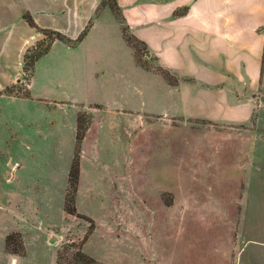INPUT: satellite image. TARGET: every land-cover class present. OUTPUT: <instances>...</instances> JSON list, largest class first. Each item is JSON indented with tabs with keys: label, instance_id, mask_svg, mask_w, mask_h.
Listing matches in <instances>:
<instances>
[{
	"label": "crops",
	"instance_id": "obj_1",
	"mask_svg": "<svg viewBox=\"0 0 264 264\" xmlns=\"http://www.w3.org/2000/svg\"><path fill=\"white\" fill-rule=\"evenodd\" d=\"M107 1L0 0V149L5 160H68L61 173L55 162L40 175L37 194L20 208L6 204L0 259L44 264L47 248L57 253L52 234L75 219L89 225L63 209L81 113L74 205L93 224L83 253L95 259V240L126 247L133 264H146L147 255L160 263L149 250L153 238L131 248L118 236L130 207L125 160H151L164 180L142 196L135 179L130 209L135 229L157 226L147 214L164 229L156 236L165 238L164 264H257L260 251L264 264V0ZM41 30L68 41L85 33L72 46L51 41L12 95L7 89L22 86L24 55ZM125 36L141 43L145 64ZM92 200L105 203L100 221L89 215ZM207 220L215 233L199 239ZM10 232L20 233L23 256L5 253Z\"/></svg>",
	"mask_w": 264,
	"mask_h": 264
},
{
	"label": "rangeland",
	"instance_id": "obj_2",
	"mask_svg": "<svg viewBox=\"0 0 264 264\" xmlns=\"http://www.w3.org/2000/svg\"><path fill=\"white\" fill-rule=\"evenodd\" d=\"M111 0H109L110 2ZM54 40V36L51 34L44 35L43 39L39 41L35 47L31 50V56L36 55L44 51L45 48ZM131 43L135 46V57L138 62L141 64H145L147 59H145V51L144 48L139 43ZM31 69L30 67H25L24 72L22 74L23 83L22 86H13L7 89L8 93L12 95H20L22 92L21 90L25 87V84L28 80L30 75ZM14 157L15 159L19 156V150L14 149ZM6 159V150L0 149V214L4 217V212L6 211V204L10 203L11 200L14 202V206H18L20 208L22 204L23 198H27V195L30 193L37 194L38 188V181H40V175L49 173V169L52 166H55V162H59L56 166L58 173H61L63 168H65L68 160H5ZM111 160H101V162L105 165V167H109ZM165 175V172L160 170V166H153L151 164V160H125V196L126 200L125 203L127 206V211L125 212V227L119 229V237L124 239L127 243L128 247L132 248V244L134 239H138L143 246L145 243L148 242L150 238L157 240L158 243H163L162 245H154L152 241V245H150L149 250H153V256L157 258L160 263L164 264L166 261V250L164 251L165 247V238L161 241L160 235L162 236L165 231L163 228L158 226V222H153V216L147 214L148 220L152 222L151 229H153V225H157L154 227L152 234L149 230L145 229H135L133 227V214L130 208H132L133 202V183L134 180L137 179V182L141 185L138 188L139 195L142 196H149L152 194V191L156 185H161V182L164 180L162 177ZM161 179V180H160ZM176 180L174 181V183ZM177 183V182H176ZM68 187V185H67ZM67 191V190H66ZM164 200L167 201L170 198V195L163 194ZM141 203L143 210L146 212L151 211V208L146 205L142 204V200H139ZM105 207V203L101 201L92 200L89 201V215L98 219L97 221L102 220L103 216V209ZM213 214L209 213L206 217H212ZM1 217V216H0ZM4 219L1 218L0 222ZM185 221H188L185 219ZM203 228L197 231V237L199 239H208L211 237L212 234L215 233V229L211 226V222L209 220L203 222ZM222 224V223H221ZM85 226L81 229V226ZM223 226V225H221ZM93 224L89 221V225L81 220L75 219V225L72 226L70 230L60 229L55 234H52V237L55 238L53 244L57 246V253L53 254L52 248L49 247L46 250V254L44 255V264H56L57 255L60 254L59 264H79L76 263L75 259L73 258V254L79 248L82 240L86 237L87 233L92 229ZM178 228V227H177ZM257 231V230H256ZM259 231V230H258ZM261 231V230H260ZM202 232V233H201ZM159 236V239L156 236ZM1 236V232H0ZM137 237V238H136ZM235 240V234L233 235ZM98 244V245H97ZM90 248L97 251L95 254V259L100 262V264L110 263V264H133L130 259H126V247L119 246L117 248H113L109 245H104L97 243L95 240H92L90 243ZM11 252V251H9ZM9 256L13 255L10 253H6ZM260 262L257 264H263L261 251L259 254ZM7 258H10L7 256ZM150 256L147 255L146 257L143 256V261L146 264H157L158 261H151L149 260ZM233 258V255H231ZM197 258H193L189 260L187 264H196L198 263ZM103 262V263H102ZM0 264H7V261L4 259H0ZM22 264V263H17ZM170 264H182L181 261H174L172 262V258ZM232 264V263H231Z\"/></svg>",
	"mask_w": 264,
	"mask_h": 264
},
{
	"label": "trees",
	"instance_id": "obj_3",
	"mask_svg": "<svg viewBox=\"0 0 264 264\" xmlns=\"http://www.w3.org/2000/svg\"><path fill=\"white\" fill-rule=\"evenodd\" d=\"M107 3L111 7L113 6L112 0L110 2L108 0ZM25 19L27 20V22L31 26H33V22L29 16H25ZM40 32L43 35L51 34L52 36H54V40L62 41V42L66 43L70 46L75 45L76 43L81 41V39L83 38L84 33H85V31H84L74 41H68L63 36H61L60 34H58L56 32H49L46 30H41ZM125 38H126V41L131 46H133L134 49H135V46L131 43V41L134 43H139L141 45V43L138 42L137 40H135L134 38H131L129 36H125ZM31 50L32 49H29L24 55L23 72H24L25 67H30V69H32L34 62L48 50V47L45 48L44 51H42L41 53H38V54L33 55V56H31ZM163 75L168 82H170V83L173 82V79L166 72H163ZM85 126H86L85 115L79 113L77 116L75 150H74L73 158L71 160L70 169L68 172V187H67V191L65 194L63 209L67 214L89 222V220L87 218H85V217H83L77 213L75 205H74V197H75V193H76L78 173H79V145H80V142H81L83 135H84V132H85ZM85 239H86V237H84L79 248L73 254V258L75 259L76 263H79V264H100L98 261L89 257L88 255L83 253V251L81 250V245ZM9 251H11V252H9ZM5 253H10L13 255H18V256L24 255L25 249L23 246V242H22V238H21L20 233L10 232L5 236ZM59 260H60V254L57 255L56 264H59Z\"/></svg>",
	"mask_w": 264,
	"mask_h": 264
},
{
	"label": "water",
	"instance_id": "obj_4",
	"mask_svg": "<svg viewBox=\"0 0 264 264\" xmlns=\"http://www.w3.org/2000/svg\"><path fill=\"white\" fill-rule=\"evenodd\" d=\"M54 241H55V238L52 237V238L50 239V242L53 243Z\"/></svg>",
	"mask_w": 264,
	"mask_h": 264
}]
</instances>
